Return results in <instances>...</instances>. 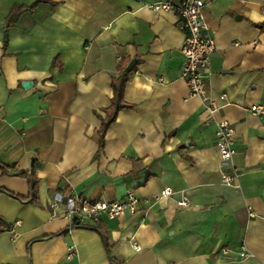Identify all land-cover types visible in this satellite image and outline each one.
Returning <instances> with one entry per match:
<instances>
[{
	"label": "crops",
	"instance_id": "obj_1",
	"mask_svg": "<svg viewBox=\"0 0 264 264\" xmlns=\"http://www.w3.org/2000/svg\"><path fill=\"white\" fill-rule=\"evenodd\" d=\"M160 1L41 0L30 9L34 0H0V162L38 180L34 201L0 191L10 225L0 264H113L109 255L118 264H264V113L250 111L264 108V0H204L203 33L215 42L207 94L220 105L212 114L188 94L184 33L174 13L150 7ZM133 58L127 106L100 145L111 81ZM222 119L234 128L228 161L216 148ZM234 170V185L223 184L221 173ZM28 184L0 172V187L16 195ZM70 190L102 201L133 190L143 208L63 232L69 220L49 205ZM183 196L187 206L177 204Z\"/></svg>",
	"mask_w": 264,
	"mask_h": 264
},
{
	"label": "built area",
	"instance_id": "obj_2",
	"mask_svg": "<svg viewBox=\"0 0 264 264\" xmlns=\"http://www.w3.org/2000/svg\"><path fill=\"white\" fill-rule=\"evenodd\" d=\"M204 0H171L152 3L150 7L154 11L172 12L179 18L180 27L184 33V42L180 48L182 62L180 75L185 81L190 96H197L203 102L204 109L212 114L216 112L220 105H217L207 94L206 81L209 73L211 56L215 51V42L212 37L204 35L206 28L203 20ZM221 100L225 95L219 96ZM250 111L256 114H263L264 108L259 105H252ZM216 145L221 161H228L234 153L232 148V136L234 134L233 125L226 119L217 123ZM221 182L225 185H234L237 173H221ZM170 188H164L161 195L171 194ZM143 200L138 197L133 190L127 191L120 199L102 201L96 199L83 198L69 191L66 200L57 195L51 201L49 207L54 217L56 210L62 209L63 216L69 220L70 224L85 225L98 224L103 217L114 219L124 214H134L143 207ZM177 204L187 206L188 201L183 196ZM132 247L135 251H140L141 247L132 240ZM244 255V253H242ZM73 256L72 247L68 248L67 258Z\"/></svg>",
	"mask_w": 264,
	"mask_h": 264
},
{
	"label": "trees",
	"instance_id": "obj_3",
	"mask_svg": "<svg viewBox=\"0 0 264 264\" xmlns=\"http://www.w3.org/2000/svg\"><path fill=\"white\" fill-rule=\"evenodd\" d=\"M41 0H34V3L29 7L30 9L34 8L36 6V4L38 2H40ZM260 27L262 28L263 25H260ZM119 76L117 78H113V80L111 81V85H112V89H113V97L111 98V103H110V107L104 109L105 112V118L102 120V125L101 128L99 130V135H100V145H102V141H103V136L104 133L106 131V129L108 128L109 124L115 119L117 112L124 107L127 106V104L124 102V89H125V85L129 79V72H126L124 70V67L119 68ZM0 172L2 174H6V175H13V176H23L26 178L27 182L29 183V193L27 196H19L16 195L2 187H0V191L4 192L7 195L13 196L17 199H20L22 201H34L36 199V192H37V185H38V180L37 177L35 176L34 170H31L30 172L25 171V170H18L16 167H9L7 165H4L3 163L0 162ZM8 223L0 217V231L2 229H6V225ZM9 225V224H8ZM86 225H77V224H70L66 229L63 230V232L68 231L69 229L73 228H77V227H85ZM9 229H10V225H9ZM95 230L99 231L105 245L107 248V251L109 253V244H108V240L105 236V234L100 230L99 226H95L94 227ZM62 233V232H61ZM109 260L113 263V264H118L117 262H115L114 260H112V258L109 255Z\"/></svg>",
	"mask_w": 264,
	"mask_h": 264
},
{
	"label": "water",
	"instance_id": "obj_4",
	"mask_svg": "<svg viewBox=\"0 0 264 264\" xmlns=\"http://www.w3.org/2000/svg\"><path fill=\"white\" fill-rule=\"evenodd\" d=\"M137 59L133 58L129 61V63L126 65L125 67V71L126 72H130L132 70V68L134 67V65L136 64ZM30 83L29 82H23L24 87L26 88ZM5 230H9V225H6V229Z\"/></svg>",
	"mask_w": 264,
	"mask_h": 264
}]
</instances>
